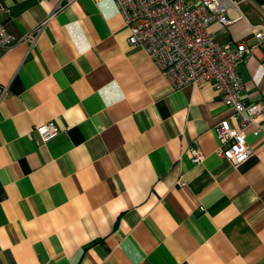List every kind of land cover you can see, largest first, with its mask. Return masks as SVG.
<instances>
[{
  "label": "crops",
  "instance_id": "obj_1",
  "mask_svg": "<svg viewBox=\"0 0 264 264\" xmlns=\"http://www.w3.org/2000/svg\"><path fill=\"white\" fill-rule=\"evenodd\" d=\"M235 1L208 29L250 47L264 0ZM0 24V264H264V133L219 158L213 126L237 120L211 83L172 90L113 0H0ZM262 60L235 64L244 102L264 101Z\"/></svg>",
  "mask_w": 264,
  "mask_h": 264
},
{
  "label": "built area",
  "instance_id": "obj_2",
  "mask_svg": "<svg viewBox=\"0 0 264 264\" xmlns=\"http://www.w3.org/2000/svg\"><path fill=\"white\" fill-rule=\"evenodd\" d=\"M126 29L127 41L141 48L154 63L172 90L186 86L201 88L211 83L219 101L237 120L231 125L222 119L213 126L218 142L216 155L237 167L247 161L253 151L249 132L264 133V101L244 102V83L235 70L236 62L256 49L264 51V29L253 30L255 43H243L232 49L218 44L209 32L212 23L229 27V9L239 11L235 0H113ZM14 39L0 24V46L9 47ZM264 69V60L261 61ZM9 94V86H0V102ZM33 133L41 142L54 139L59 129L51 121L34 126ZM191 162L199 164L203 155L197 147L189 150Z\"/></svg>",
  "mask_w": 264,
  "mask_h": 264
}]
</instances>
